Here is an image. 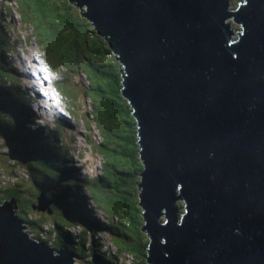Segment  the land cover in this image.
I'll return each instance as SVG.
<instances>
[{
	"label": "water",
	"instance_id": "water-1",
	"mask_svg": "<svg viewBox=\"0 0 264 264\" xmlns=\"http://www.w3.org/2000/svg\"><path fill=\"white\" fill-rule=\"evenodd\" d=\"M68 2L120 82L144 264H264V0ZM25 229L3 200L0 264H72Z\"/></svg>",
	"mask_w": 264,
	"mask_h": 264
},
{
	"label": "trees",
	"instance_id": "trees-1",
	"mask_svg": "<svg viewBox=\"0 0 264 264\" xmlns=\"http://www.w3.org/2000/svg\"><path fill=\"white\" fill-rule=\"evenodd\" d=\"M3 1L0 0V4ZM12 1L19 20L30 28L29 35L38 47L44 65L52 71L57 70L54 75L46 72L49 81L62 78V69L66 68H75L83 73L86 80L85 97L89 105L83 118L85 122L93 123L97 131L98 141L92 144V148L99 154L100 172L90 181L84 174L82 179L80 169L73 166L67 150L59 142L56 129L48 127L53 121L58 126L62 123L72 126L66 118L74 112L73 107L62 119L52 113L53 119L51 116V120L42 125H32L26 105L27 99L32 102L36 100L35 94L26 90L18 93L16 82L10 79L16 71L4 54L10 29L3 22V13L8 15L10 8L4 7V11H0V139L14 152L17 164L32 173L28 175L31 181L26 184L20 182L21 189H18V184L16 187L0 188V203L14 198L17 215L23 220L24 215L33 211L30 208L33 203L29 199L36 200L38 194L42 193L48 199L50 208V214L46 215L48 219H44L50 223L44 240L51 241L53 234L56 246L63 245L73 252L79 261L77 264L92 259H99L101 264H124L125 256L130 257L128 264H144L147 236L135 230L141 229L135 192L139 191V188H135V172H140L141 162H135L125 102L118 99L120 82L101 36L92 33L88 21L81 19L78 8L69 5L68 0ZM240 1L233 0L234 6L231 7L228 0V7L233 9ZM2 8L3 5L0 6ZM59 84H63L61 79L57 88L70 106L69 102L73 100L70 95L74 96L75 87H70L73 90L70 92L60 90ZM84 127L89 128V124L84 123ZM65 128L71 131L70 127ZM84 134L89 135L88 130ZM1 157L4 156L0 154ZM7 165L9 169L4 173L14 178L12 165ZM28 185L35 187L38 194L21 198L19 192H25ZM87 199L107 219H100L85 211ZM180 205L181 202H175L178 211ZM58 216L62 218L58 219ZM37 221L38 218L26 221L32 228L29 233L35 240L38 238L33 232L39 233L44 222L37 224ZM99 232H106L111 241L108 242L110 249L107 246L103 248ZM85 255L88 259L84 258Z\"/></svg>",
	"mask_w": 264,
	"mask_h": 264
},
{
	"label": "rangeland",
	"instance_id": "rangeland-1",
	"mask_svg": "<svg viewBox=\"0 0 264 264\" xmlns=\"http://www.w3.org/2000/svg\"><path fill=\"white\" fill-rule=\"evenodd\" d=\"M232 1L233 0H230L231 7L234 6ZM1 5L2 4H0V6ZM6 11L8 12V10ZM6 17L7 22H3H5V26L10 25L11 30L8 29L9 43L8 47L4 49V54L5 57L9 60L10 66L16 71V73L11 74L10 79L16 82L19 88L18 93L26 90L28 91V93L36 92L39 96H41V99L37 98L38 102L36 101L35 103H37V106L39 107L38 111L43 117V120L46 122L51 120V116L53 119L52 113L54 112L59 113V116L62 119L63 117H65L64 115L67 114L68 111H70V108L73 107L74 112L69 116V118H66L68 119V122L72 124V126H69L67 123H62L58 126L53 121L51 124H48V127L56 129L57 133L59 134V136H57L59 138V142H61L63 148L67 150L66 153L72 160L73 166L80 169V177L83 179L82 174H84L87 180L90 181V179L96 177L100 172V157L97 150L95 148H92V144L95 145L98 141L96 128L94 127L93 123H87L83 118V113L89 110L88 99L85 97L86 80L83 73L78 72V70L75 68L71 70L66 68L62 69V78L58 77V80L61 79L63 83L59 84L58 86L60 90H68L70 92H73V90L69 88L75 87V94L73 93L74 96L70 95L72 96L71 98H73V100H70L69 104L71 105L68 106L63 94L57 88L58 80L54 81L53 79L54 82L52 83L47 81L45 73L43 71L45 70V67L42 66L41 62L42 57L39 55L37 50L38 47H36V45L33 43L32 37L29 35V27L27 25H23V23L19 20L15 6L14 8H10L9 14L5 15L4 19H6ZM226 21L233 30H239L238 25L233 23L230 18H227ZM37 72H39V77L36 76ZM52 94H55V98L58 103H56V100L53 99ZM76 96H78V98H76ZM46 99H48L49 103H54V108L46 107ZM30 111L35 115V110H32V108H30ZM36 121L38 122V125L42 123L41 119H38ZM84 123L85 125L89 124V128L86 129L84 127ZM65 127H70L71 131L69 129H66ZM85 130H88L89 135L84 134ZM0 154L5 157L2 163L0 162V188H5L6 186L16 187V185L18 184V189H21L20 182H24L26 184L27 182L31 181L28 175H30L32 172L28 171L25 168H21L22 166L20 164H17V162L15 161L16 158L14 152L10 151L6 143L1 140ZM7 158H9L8 162H6ZM7 164L12 165L11 167L15 175L13 180H10L8 176L3 173L4 170L6 171L7 169H9ZM30 187H32L33 189L31 190V192ZM91 189L94 190L95 188L91 187ZM30 194H38L36 188L31 185H28L26 187L25 192H19L21 198L29 197ZM1 195L2 193L0 192V197ZM29 201H31L30 203L33 204L34 202H36V200H31V198L29 199ZM29 201L27 203H29ZM91 207L93 208L94 205H92ZM98 211L99 212H97V214L101 215V211ZM32 218H38L37 224L44 221V219H48L45 215H41L39 212L34 213ZM59 218L62 217L58 216V219ZM63 223L67 222L64 221ZM41 224L46 226V228L50 226V223H48L47 221H44ZM25 227V230L27 232L32 231L31 227L26 223ZM92 233H94L93 230ZM36 235L40 237L38 233ZM98 235L102 236V232H99ZM104 238L105 240L103 242H111L108 236L105 235ZM84 258L88 259L86 255L84 256ZM121 261L123 262V257H121ZM100 262L101 261H99V259H92L83 264H101ZM72 264H76V262L73 261Z\"/></svg>",
	"mask_w": 264,
	"mask_h": 264
},
{
	"label": "clouds",
	"instance_id": "clouds-1",
	"mask_svg": "<svg viewBox=\"0 0 264 264\" xmlns=\"http://www.w3.org/2000/svg\"><path fill=\"white\" fill-rule=\"evenodd\" d=\"M2 5H3V8L1 9L2 10V12L4 11V7H9V8H14V3H13V1L12 0H4L2 3H1ZM5 15H7V14H5V13H3V17L5 16ZM7 20V17H6V19H4V21L5 22H7L6 21ZM4 22V23H5ZM24 25V24H23ZM9 28H10V30H11V27H10V25H9ZM30 29V28H29ZM29 33H30V31H29ZM42 62V66H44L45 67V70H43L44 71V73H45V77H46V79H47V81H49V79H48V76H47V74H46V72H51V74L52 75H54V74H56V72L55 71H52V70H50V69H48L47 68V66H45L44 65V63H43V61H41ZM78 72H80L79 70H78ZM36 76H38L39 77V72H37V74H36ZM50 83H52V82H50ZM34 94H35V98H36V100H34V102H32L30 99L28 100L27 99V101H28V104L26 105V108H27V110H28V112H26V113H28L29 114V116H30V118H31V120H32V125L34 124H38V122L36 121V120H38V119H40L41 117V114L39 113V111H38V106H37V103H35L36 101H37V98H38V94L36 93V92H34ZM37 106V107H36ZM30 108H32V110H35V115L30 111ZM44 109V108H43ZM54 113H57V112H54ZM57 115L59 116L60 114L59 113H57ZM46 121H44V122H42L41 124H39V125H42L43 123H45ZM32 129H35V128H32ZM1 140V139H0ZM5 159V157H1L0 158V162L2 163V161ZM9 161V158H7V160H6V162H8ZM3 173H4V171H3ZM5 174V173H4ZM6 175V174H5ZM8 176V178L10 179V180H13V178L12 177H10L9 175H7ZM85 194V193H84ZM33 205V204H32ZM31 205V207H33ZM93 205V203L91 202V201H89L88 199H87V201H86V205H85V211H90L91 212V214L92 215H94V216H96V217H98V218H100V219H107L106 218V216H105V214L104 213H102V212H100L101 213V215L100 214H97V212H99L98 210V208L97 207H91ZM30 207V208H31ZM48 212H47V210L45 209V210H42V211H45L46 213H49L50 212V208H49V206H48ZM98 209V210H97ZM37 212H39L40 214H42L41 213V211H37V210H33L29 215H24V219L23 220H21L24 224H25V222L27 221H29V219L30 220H32L33 218H32V216L34 215V213H37ZM18 216V215H17ZM20 218V217H19ZM22 218V217H21ZM20 218V219H21ZM25 221V222H24ZM27 222H26V224H27ZM41 228H42V230L38 233L40 236H42V237H39V236H37L36 234V232H33V234H35L36 235V237L38 238V240H40V241H43V242H46V243H48L50 246L51 245H55L56 246V244H55V240H56V237H54V235L52 234V239H51V241H48V240H44V235L46 234V226H44L43 224H41ZM56 228V227H55ZM32 229V228H31ZM28 233H29V231H28ZM29 235L30 236H32V234H30L29 233ZM106 235V232H102V236H100L101 237V239H102V241H104L105 240V238H104V236ZM33 237V236H32ZM104 244V246H103V248H105L106 246H107V248L108 249H110L111 248V246L108 244V243H105V242H103ZM109 246H110V248H109ZM51 247H53V246H51ZM71 252V251H70ZM73 253V252H72ZM74 255V254H73ZM74 257H75V259L73 260V261H75L76 262V264H77V262H79V261H77L76 260V256L74 255ZM119 262V260L117 261V263ZM73 263V262H72Z\"/></svg>",
	"mask_w": 264,
	"mask_h": 264
},
{
	"label": "bare ground",
	"instance_id": "bare-ground-1",
	"mask_svg": "<svg viewBox=\"0 0 264 264\" xmlns=\"http://www.w3.org/2000/svg\"><path fill=\"white\" fill-rule=\"evenodd\" d=\"M42 194V193H41ZM43 195V194H42ZM44 196V195H43ZM44 198V197H43ZM39 200V199H38ZM40 205L41 206H43V208H48V206H49V202L46 200V199H42V200H40ZM37 205V203L35 204V206ZM39 205V206H40ZM48 205V206H47Z\"/></svg>",
	"mask_w": 264,
	"mask_h": 264
},
{
	"label": "flooded vegetation",
	"instance_id": "flooded-vegetation-1",
	"mask_svg": "<svg viewBox=\"0 0 264 264\" xmlns=\"http://www.w3.org/2000/svg\"><path fill=\"white\" fill-rule=\"evenodd\" d=\"M41 213H42L43 215H45V216L50 214V213H46L45 211H41ZM126 258H129L128 261H130V257L126 256Z\"/></svg>",
	"mask_w": 264,
	"mask_h": 264
},
{
	"label": "built area",
	"instance_id": "built-area-1",
	"mask_svg": "<svg viewBox=\"0 0 264 264\" xmlns=\"http://www.w3.org/2000/svg\"><path fill=\"white\" fill-rule=\"evenodd\" d=\"M129 260V258H126V256H125V258H124V264H128V261Z\"/></svg>",
	"mask_w": 264,
	"mask_h": 264
}]
</instances>
